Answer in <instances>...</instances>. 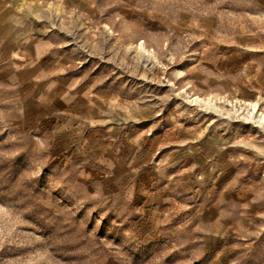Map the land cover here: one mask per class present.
<instances>
[{"label": "rangeland", "instance_id": "obj_1", "mask_svg": "<svg viewBox=\"0 0 264 264\" xmlns=\"http://www.w3.org/2000/svg\"><path fill=\"white\" fill-rule=\"evenodd\" d=\"M35 23L123 107L124 157L26 119L0 78V264H264V0H80ZM135 168L172 182L154 230Z\"/></svg>", "mask_w": 264, "mask_h": 264}, {"label": "crops", "instance_id": "obj_2", "mask_svg": "<svg viewBox=\"0 0 264 264\" xmlns=\"http://www.w3.org/2000/svg\"><path fill=\"white\" fill-rule=\"evenodd\" d=\"M79 3L80 0H0V78L17 85L20 110L26 119L51 120L65 137L80 138L87 131V141L77 146L84 155L104 166L121 164L124 155L119 157L113 151L109 134L111 130H120L121 125L114 121L121 122L123 107L113 105L117 99L110 92L94 89L74 71L66 69L65 56L54 48L52 30L45 32L46 26L35 23L50 21L54 10H65ZM218 153L216 149L215 160ZM135 170L136 185H140L141 192H149L143 211L154 219V230L170 217L172 182L166 177L159 179L158 173H163V169L155 168L149 173ZM125 174L116 170L113 175L121 179ZM219 208L218 202L202 208L203 218L211 226L220 218Z\"/></svg>", "mask_w": 264, "mask_h": 264}]
</instances>
